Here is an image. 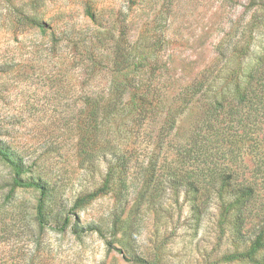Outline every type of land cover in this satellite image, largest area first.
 <instances>
[{
  "label": "rangeland",
  "instance_id": "374dc122",
  "mask_svg": "<svg viewBox=\"0 0 264 264\" xmlns=\"http://www.w3.org/2000/svg\"><path fill=\"white\" fill-rule=\"evenodd\" d=\"M142 85L170 94L135 129L131 90ZM189 85L202 88L191 102L179 94ZM217 96L229 100L231 139L211 135ZM197 132L209 133L204 151L183 163ZM0 146L45 184L49 224L70 218L66 231L40 230V192L13 188L0 156L1 264H264V249L235 255L264 224V0H0ZM229 165L261 196L243 229L224 211L236 195L207 190L209 168ZM73 224L99 227L123 252Z\"/></svg>",
  "mask_w": 264,
  "mask_h": 264
},
{
  "label": "trees",
  "instance_id": "16d2710c",
  "mask_svg": "<svg viewBox=\"0 0 264 264\" xmlns=\"http://www.w3.org/2000/svg\"><path fill=\"white\" fill-rule=\"evenodd\" d=\"M31 23L35 24L38 27H42V23L35 22L34 20H30ZM259 70H256L254 74H258ZM236 93L237 96L235 97L237 100L240 101H246L247 100V92L241 88L240 83L236 82ZM202 88L195 89L192 85H189V87H186L185 89H182L179 94L180 97L188 100V102L193 101L196 98V95L198 92H200ZM133 93V102L135 104H132L133 110H132V119H133V126L136 129L137 125L141 124L147 117L150 116H157L161 113L159 109H156L158 105L164 100H166V97L170 93H166L162 89L158 88H147L146 86H139L138 88L131 90ZM167 94V95H166ZM135 99V100H134ZM155 101V103H154ZM228 98H224L223 96H217L207 104L210 105V109L206 112V115L208 114L209 117L207 119L209 123V127H212V137L214 139H218V141L221 138H228L231 139V134H228L227 127H226V115L229 114V111L227 109V102ZM231 113L238 112L236 110V105L231 106ZM206 121V122H207ZM209 133L206 132H197L195 133V137L192 141V144L195 143L194 146H191L189 149L186 150V155L182 159L183 163H186L188 159L191 158H199L200 152L203 153V147L205 146V140ZM228 134V135H227ZM212 139V138H211ZM190 144H188L189 146ZM186 146V147H188ZM199 151V152H198ZM189 157H187L188 155ZM0 156L10 164L11 168L13 169V188L14 187H25V188H34L40 192V197L38 200V206H37V212L35 216V222L40 230H44L45 228H50L54 231L62 232L66 231L70 225V218L67 216L62 224L60 225H50L49 222L45 219L43 215V204L46 196V186L41 181H36L29 178H24L23 173L25 172L23 165L17 162L10 154L9 151L4 148L3 146H0ZM211 171V178L213 179L208 182L207 190L215 189L216 187L220 188V193L222 199H224L225 195H236L235 199L231 202H228V204L224 207V211L226 215H229L231 211H238L240 214V225L243 229L245 225L249 222V218L252 216H257L260 214V211L263 210V208L260 206V194L258 192V187L256 185V182L252 176V174H238L236 172V169L229 166L224 167H210ZM186 172V184L192 187V190L195 192H200V190L203 187H206V185H202L199 178H193L194 175L199 176L198 172L196 170H189ZM108 187V180L104 183L103 186L98 188L97 190L88 193L82 197H79L74 207L81 206L85 204L86 202H89L93 199H95L98 195L104 193V191ZM226 189V190H225ZM226 202V201H225ZM227 203V202H226ZM264 223V218H263ZM71 230L76 234H81L85 231H95L97 232L101 237H103L109 246V249L114 248L116 250H119L121 252L122 249L117 247L111 240H108L102 229L99 227H80L78 224H73L71 226ZM38 246V245H37ZM261 249H264V224H262L259 232L257 233L255 239L250 245V248L246 252H242L237 255L236 257H248L253 258V256ZM235 255H231V258H236ZM137 262L143 263V264H151L148 260L144 258H138L136 260ZM1 264V263H0Z\"/></svg>",
  "mask_w": 264,
  "mask_h": 264
}]
</instances>
